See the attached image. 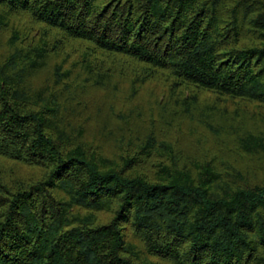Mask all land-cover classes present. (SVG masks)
Here are the masks:
<instances>
[{
	"label": "trees",
	"instance_id": "trees-1",
	"mask_svg": "<svg viewBox=\"0 0 264 264\" xmlns=\"http://www.w3.org/2000/svg\"><path fill=\"white\" fill-rule=\"evenodd\" d=\"M0 264H264V0H0Z\"/></svg>",
	"mask_w": 264,
	"mask_h": 264
},
{
	"label": "rangeland",
	"instance_id": "rangeland-1",
	"mask_svg": "<svg viewBox=\"0 0 264 264\" xmlns=\"http://www.w3.org/2000/svg\"><path fill=\"white\" fill-rule=\"evenodd\" d=\"M92 93L95 95V97L96 96H100L101 95V90L95 89ZM88 97H90V94H88ZM209 137L212 138L213 136L211 134H209Z\"/></svg>",
	"mask_w": 264,
	"mask_h": 264
}]
</instances>
